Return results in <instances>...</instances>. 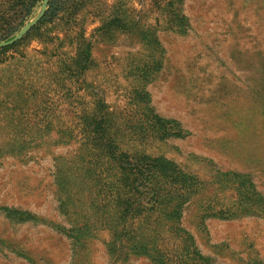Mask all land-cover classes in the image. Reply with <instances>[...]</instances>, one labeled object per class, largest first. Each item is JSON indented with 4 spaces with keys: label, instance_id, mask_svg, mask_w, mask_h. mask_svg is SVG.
I'll use <instances>...</instances> for the list:
<instances>
[{
    "label": "rangeland",
    "instance_id": "obj_1",
    "mask_svg": "<svg viewBox=\"0 0 264 264\" xmlns=\"http://www.w3.org/2000/svg\"><path fill=\"white\" fill-rule=\"evenodd\" d=\"M0 264H264V0H0Z\"/></svg>",
    "mask_w": 264,
    "mask_h": 264
},
{
    "label": "trees",
    "instance_id": "obj_2",
    "mask_svg": "<svg viewBox=\"0 0 264 264\" xmlns=\"http://www.w3.org/2000/svg\"><path fill=\"white\" fill-rule=\"evenodd\" d=\"M48 13H49V11H48Z\"/></svg>",
    "mask_w": 264,
    "mask_h": 264
}]
</instances>
